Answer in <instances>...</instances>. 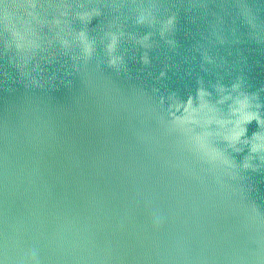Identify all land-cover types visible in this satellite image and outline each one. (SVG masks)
Segmentation results:
<instances>
[{
    "label": "water",
    "instance_id": "95a60500",
    "mask_svg": "<svg viewBox=\"0 0 264 264\" xmlns=\"http://www.w3.org/2000/svg\"><path fill=\"white\" fill-rule=\"evenodd\" d=\"M0 264H264V0H0Z\"/></svg>",
    "mask_w": 264,
    "mask_h": 264
}]
</instances>
